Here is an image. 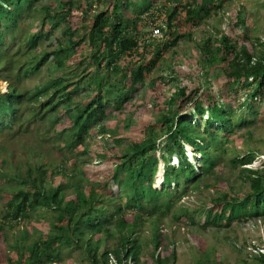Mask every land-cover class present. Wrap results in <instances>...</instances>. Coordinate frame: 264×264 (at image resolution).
<instances>
[{
  "label": "trees",
  "instance_id": "16d2710c",
  "mask_svg": "<svg viewBox=\"0 0 264 264\" xmlns=\"http://www.w3.org/2000/svg\"><path fill=\"white\" fill-rule=\"evenodd\" d=\"M38 1L0 0V79H9L13 72H17L16 77L23 75L24 78H30L39 73L50 58H53L55 68L64 70L71 58V48L75 49L79 43L74 42L75 32L70 28L65 32L69 34H64L70 36V46H65L60 38H55V48L51 51L39 45L48 41L50 48L51 39L58 27L55 21L68 23L75 9L73 0L61 1L59 13L52 11L48 6L40 7L44 15L41 28L43 29L48 21L53 25L50 31H39L36 34L26 31L24 40L18 36V30L26 22L22 15L38 11ZM127 1L128 4L131 3V0ZM227 1L229 0H191L184 4L183 0H171L170 7L162 4L160 9L154 7L153 3L134 18H127L117 6L114 13L97 14L87 37L96 49L94 58L99 66L104 61V67L109 72L126 73L124 86L117 94L114 92L115 86L107 87L110 86L109 82L103 77L91 81L90 84L96 86L95 92L88 86L92 94L91 99L77 105L73 102H76L74 99L79 87L63 90L60 92L62 95L53 100L49 97L48 84L37 86L36 91L29 93L27 98V93L20 92L17 85L11 83V94L5 104H0V120L4 124V127H0L1 130L4 129L2 133L14 131L19 117L16 103L17 106L22 103L21 99L25 96L27 101H33L36 105L29 115L28 122L35 121L33 114L44 121L52 120L51 115L58 111L60 105H65L68 108L65 115L66 112L70 114L71 128H68L64 146L57 145L65 158L61 165L53 166L58 176H62L64 180L57 182L53 187L45 188L40 184L42 177L48 174V167L51 165L49 160L45 159L48 166L34 162L27 164V178L20 174L22 168H17L10 162L7 166L5 160H0V173L4 174V177L0 175V184L8 180L20 187L25 186L12 190L1 203V239L6 241L5 228L13 229L25 224L34 215L40 214L36 220L45 224L44 233L40 232L39 238L36 239L21 231L15 242L10 245L8 254H2L0 250V264H54L64 259L63 254L69 252L71 255L77 251L82 253L81 264H148L142 260L140 241L134 237L146 221V216H156L157 221L169 217L173 213L175 202L180 200L178 191L189 186L199 188L203 181L217 178L218 170L225 166L222 164L223 159L228 154V146L237 137L236 134L254 126L258 121V105L264 101V39L256 38L257 44L253 43L241 12H238L228 31L218 34L215 38H207L200 46L204 58L199 64L198 79L189 81L190 83L184 79V84L171 94L167 112L162 113L157 122L150 124L149 137L129 143L120 156L114 157L112 163L99 162L98 165L91 166L93 162L89 160L81 164L85 173L91 171L93 176L96 172L93 168L115 165L118 170L112 168L109 176L103 173V177L94 180L96 182L84 185L82 183L85 179L78 177L79 169H82L76 164L78 160L73 164L74 174L70 176L64 164L71 163V157L78 149H84L90 130L97 128L100 135L109 131L104 122L109 105L114 102V109L120 111L133 99V93L145 85L150 72L165 52L170 51L180 39L187 36L186 32L181 33V30L198 28L205 20L219 13ZM125 2L120 1L121 5L126 6ZM148 11L151 12L152 21L165 14L162 20L165 26L162 29L164 38H154L150 33L148 38L146 34L140 41L142 16ZM29 15L31 17V14ZM233 28L243 30L242 34L236 38ZM187 38L193 39V36L188 34ZM16 39L21 41V45ZM82 39L84 41L86 38ZM10 42L13 46H8ZM15 46H22L17 54L12 53ZM17 56L25 58V61H20ZM136 56L141 58L139 62H133ZM124 61H128V64L120 69V64ZM201 72L210 81L209 86L204 89L199 84ZM51 81L52 87H56L55 93L60 87L61 90L67 88L62 76ZM240 93L245 95L246 100L238 109L246 106V114H237V109L229 105L226 99L231 94L236 97ZM48 98V104L53 109L46 108V104L41 103L42 99ZM10 115L12 117H9ZM57 117L59 118V115ZM130 125L127 123L125 127ZM158 131L161 133L158 134ZM163 136L164 153L161 158L164 160L166 172L162 189L157 190L153 188L158 163L155 155L159 148L157 141ZM70 137H73L72 141L69 140ZM116 142L122 144L124 140ZM187 145L194 149L196 162L201 165L199 169L186 157L184 149ZM84 153L92 155L94 150L85 148ZM107 153L106 147L104 154ZM256 153L250 151L244 157L238 155L231 161L234 168L240 167L238 178L248 190L244 194L234 196H231V192H226L213 199L212 204L205 206L202 229L219 230L230 227L235 222H252L257 225L258 222L264 221V164L252 167ZM173 155L179 158L178 167L170 165ZM38 156L43 157L40 152ZM99 156L101 155H96L97 158ZM16 170H19V174L15 173ZM105 179H109L108 182L104 183ZM114 185L120 189L119 198H101L98 195L97 187L98 190L101 189V195H105L104 192L109 190V187L111 190ZM211 185L213 184L206 183L205 188ZM68 190L73 192L67 194ZM122 200H125L123 205ZM128 211L132 212L130 217L127 216ZM187 215L184 213L179 216L175 213L174 220L179 222L181 216ZM188 220L194 223V217ZM155 230L153 263L168 264L175 261V252L170 256H163L162 249L166 246L161 240L157 226ZM115 235V248L104 245ZM255 251L258 264H264L263 250L255 246Z\"/></svg>",
  "mask_w": 264,
  "mask_h": 264
},
{
  "label": "rangeland",
  "instance_id": "374dc122",
  "mask_svg": "<svg viewBox=\"0 0 264 264\" xmlns=\"http://www.w3.org/2000/svg\"><path fill=\"white\" fill-rule=\"evenodd\" d=\"M61 1L67 2V0H39L38 3H36L37 8L39 9L38 11L36 10L22 15V19L26 20V22L22 28L18 30V36L24 40L26 31H30L29 34H36L39 31L42 33L50 31L53 28V25L48 21L43 29L41 28L44 15L43 12L40 11V7L48 6L52 11L59 13L61 9ZM120 1L121 0H73L75 9L73 10L72 16L69 17L70 19L68 23H59L57 20L55 21L58 23V27L55 30V35H53L51 39L52 45L50 48L48 47L50 43L48 41L39 44L41 48L51 51L55 48V40L60 38L63 44L68 47L70 46V36L64 34H69L65 32L71 28V30L75 32L73 37V40H75L74 42L79 43H77L75 49L71 48V58L67 62L66 68L64 70L55 68L54 60L53 58H50L49 62L43 65L40 72L36 75L30 78H23V75H21L20 81L18 82L15 72H13L9 80L17 85L20 91L29 93H34L36 87L41 84H48L50 87L49 97H52L53 100L58 98L61 91L79 87L80 89L78 93H76L77 96L74 99L77 103L73 102L76 105L91 99L90 97L92 94L90 89L94 90V92L97 89L96 86H92L90 83L96 78L103 77L105 81L109 82L110 86L107 87L110 88L114 85V92L116 94L119 93L122 86H124V75L126 73L109 72L107 68L104 67V61H102L100 66L95 62L94 51L96 49L89 42L90 38L87 37L92 30V25L95 21L94 17L102 12L114 13V9L117 6L119 11L123 12L127 18H134L140 11L153 3L154 7L159 9L162 4L170 7L169 3H171V0H131V3L128 4L129 1L125 0L126 6H124L123 4L121 5ZM183 2L186 4L191 2V0H183ZM238 12H241L245 21V27L251 36L253 43L257 44L255 40L256 38L264 39V0H229L224 3L223 8L219 13L205 20L198 28H192L191 30L188 28L182 29L181 33L186 32L187 36L188 34H191L193 39H189L185 36L180 39L170 51L165 52L163 57L160 58L154 69L150 72L145 85L139 87L138 91L133 93V99L127 102L123 109L120 111L115 110L114 108L116 104L114 102L109 105L107 111L108 115H106L104 121L105 126H107L109 131L100 135L97 128L90 130V135L87 138L84 149H78L71 157V163L64 164V168L68 169V176L73 174L72 166L75 161L78 160L76 164L79 168H82L79 169L78 177L80 179L87 178L94 182L92 172L88 171L85 173V170L83 169L84 166L81 165L82 162L92 160L93 164H96L95 162L97 161L112 163L115 160L114 157L116 158L117 156H120L129 143L139 142L143 140L144 137H149L150 124L157 122L158 117L162 113L167 112L169 108L168 101L171 94L184 84L185 81L189 82L198 79V71L200 69L199 64H201V61H203L204 58L200 51V46L207 38H215L218 34L228 31ZM29 14H31V17ZM150 14L151 12L148 11L142 16L143 19L140 27L143 28L141 29L140 41L143 40L146 34V38H148V35L152 31V26L155 23L161 22L162 19L165 18L164 13L160 16L156 14L158 16L157 19L152 21ZM233 29H235L233 34H235L236 38L242 34L243 30L241 31L238 28ZM83 37L86 38L84 41L82 39ZM16 42H20L21 45V41L16 39ZM8 46H13V43H8ZM20 48H22V46H15L12 53L17 54ZM257 51L258 49H256L255 52ZM18 58L20 61H25V58L23 57ZM134 58L133 62H139L141 59L138 58V56ZM127 64L128 61L122 62L120 64V69L125 68L124 66H127ZM172 71H175L178 74L176 75ZM200 74L199 84L204 89L209 86L210 81L209 78L207 79V77L202 75V72ZM60 76L63 77L64 84L67 88H62V90L55 93L56 87H52L51 80H56ZM3 84L4 83L0 81V93L6 90ZM49 99L50 98L46 99L45 102H48ZM226 99L228 100L229 105L235 108V110L237 109V114L247 113L245 110L246 106L242 109H238V106L243 104L246 100L243 93H240L239 96L236 97L231 94ZM34 107L35 106H32L31 104H25L22 106L20 114L22 116L24 115V120L28 118L29 112L32 111ZM58 108V111L51 115L52 120L49 119L47 122H37L40 119V117H37L35 120L36 125H34V128L30 129L29 136L21 135V138H10L8 137L9 135H3L0 137V152L2 145L4 144L6 146L10 141L8 155L5 153V156L8 157L7 166L10 161V164L15 165L17 168H22L20 174L24 178H27L25 173L27 169L26 163L34 162L35 164L46 166L47 162L45 159L50 161L51 165L48 167V174L46 177H42V180L40 181V184L45 188H50V186L53 187L57 182H63L62 180H64L62 176H58V173L53 166L63 160V153L58 149L57 145L60 144L63 147L67 142V131L68 128H71V118L69 117L70 114H67V112L65 115V111L68 109L67 106L60 105ZM258 110L260 115L257 116L258 121L256 124L238 132L234 142L228 146V154L224 157L222 163L225 166L218 170L217 178L214 177L207 181H203L199 188H190L189 186L183 187L182 191H178L180 200L175 202L173 213L170 214L169 217L157 221L158 218L156 216H146V221L140 226L139 230L134 235V237L138 238L140 241L142 252L141 258L143 261L148 264H154L152 261V253L154 251L153 237L155 236L156 231L155 226H157L158 229H160L161 240L166 246V248L162 249L163 256H170L172 252L176 253V260L171 261L168 264H258L255 259V246L259 247L263 250L262 252H264V221L258 222L257 225H253L252 222H235L230 227L219 230L214 228H208L205 230L201 228V226L204 225L205 217L203 212H205V206L212 204L213 199L226 192H231V196H234L236 194H244L248 190V187L243 185L238 178L240 167L234 168L231 161L238 155L244 157L248 152L255 151L257 153L252 167L256 168L264 164V101L258 105ZM58 115L59 118L57 117ZM204 119L206 120L207 117H204ZM127 123L131 125L125 127ZM18 126L19 124L15 127L17 128ZM160 133L158 131V134ZM39 136H42L43 139H40ZM32 138L34 139V142L35 139H39L38 144L41 150L37 145H31L33 141ZM72 138L73 137H70L69 140L72 141ZM14 139H17L18 141H12ZM121 139L124 140V143L119 144L116 142V140ZM163 139L164 136L157 141L159 148L155 155L158 158L157 176L155 175L154 178L155 181L161 173L165 178L166 170L164 160L162 161L161 158L164 153ZM106 147L108 148V153L104 154ZM85 148L88 150H94V153L92 155L85 154ZM186 148L188 155L192 157L194 149L188 146ZM38 152L43 156L41 159L36 156ZM2 153L3 150L1 154ZM97 154H100L101 156L97 158ZM193 161L199 169L201 165L197 164L194 158ZM172 163L177 166L178 160H172ZM116 167L117 166L115 165H108L93 168L96 170L94 175L103 177V173H107L109 176L110 169H117ZM8 170H10V167ZM15 173L19 174V170H16ZM0 175L4 177L3 173H0ZM108 180L109 179H105L103 182H108ZM4 181L0 184V206L2 201L6 199V196L9 195L12 190H18L19 188L25 187L12 184L8 182V180L7 182ZM86 183L87 180L86 182L83 181L82 184L85 185ZM206 183L213 185L209 188H205ZM156 186L159 187V184ZM156 186H154V188ZM72 192L73 191L68 190L67 194H71ZM123 202H125V200H122V205ZM175 213L179 216L184 213H187L188 215L181 216L180 221L176 222L174 220ZM130 215H132V212L128 211L127 216L130 217ZM38 216H40V214L34 215L25 224L18 225L13 229L5 228L6 241L2 240L0 236V250L2 254L6 255V253H9L10 245L15 242V239L19 236L21 231L29 234V237L32 239L39 238L40 232L44 233L43 229L45 224L43 221L37 222L36 218H38ZM190 217H194V223L188 220ZM38 227L40 228L39 232L37 231ZM116 239L117 237L115 235L114 238L107 241L104 245H107L108 248H115L117 242ZM158 252H160V249ZM67 253L63 254L64 259L61 262L54 264H81V252L77 251L71 253V255L69 252ZM85 264L87 263L85 262Z\"/></svg>",
  "mask_w": 264,
  "mask_h": 264
},
{
  "label": "clouds",
  "instance_id": "9594fccd",
  "mask_svg": "<svg viewBox=\"0 0 264 264\" xmlns=\"http://www.w3.org/2000/svg\"><path fill=\"white\" fill-rule=\"evenodd\" d=\"M15 74L17 75V72H15ZM18 76H20V75H18ZM21 77V76H20ZM20 77H16V79H17V81L19 82L20 81ZM24 78V77H23ZM29 78V77H28ZM0 81L2 82V83H4L3 85L5 86V89L6 90H4L2 93H0V104H5V102H6V99H7V97L11 94L10 92H11V83H13V82H11L9 79H0ZM6 84V85H5ZM61 88V87H60ZM60 88H58V90L60 91L61 89ZM19 90V89H18ZM20 92H22V91H20ZM62 92V91H61ZM22 93H27L28 95H27V98H28V96H29V92H22ZM60 95H62L61 93L58 95V98H59V96ZM27 98H26V96L24 97V99L22 98L21 100H22V103L20 102V103H18V106H17V103H16V107H18V114L20 115L19 117H18V123H16L15 124V126L17 125V124H19V126L16 128V127H14V131L13 132H7V133H2L1 131H3V130H1V128H0V137L1 136H3V135H9L8 137H10V138H21V135H26V136H29L30 135V133H29V131H30V129L31 128H34V125H36V121H34V122H32V123H30V122H28L29 121V115L31 114V111L29 112V114H28V118H26V120H24V115L22 116L21 114H20V112H21V109H22V106H24L25 104H31L32 106H35L36 107V105L34 104V103H31V102H33V101H27ZM15 100V99H14ZM45 100L46 99H42L41 100V103L42 104H46V108L47 107H50L49 109H53L49 104H48V102H45ZM57 100V99H56ZM16 101V100H15ZM39 105L40 104H38V107H39ZM33 110H34V108H33ZM32 110V111H33ZM42 110H44V108L42 109ZM2 112V109H1V107H0V113ZM57 112V111H56ZM55 112V113H56ZM32 116H34L35 117V120H36V118L38 117V116H35L34 114L32 115ZM9 117H12L11 115L9 116ZM22 119V120H21ZM37 122H47V121H44V120H42V119H39ZM1 126H3L4 127V124H3V122L0 120V127ZM18 129L20 130V131H18ZM2 133V134H1ZM7 137V138H8ZM39 138L41 139H43V137L41 136H39ZM32 143H31V145L32 146H34V145H37L38 146V148L40 149V146H39V144H38V142H39V139L37 138V139H35V142H34V139L32 138ZM12 141H18L17 139H14V140H12ZM9 143H10V141L8 142V144L5 146L4 144L2 145V149H1V152H2V150H3V153L1 154V152H0V160H5L6 161V165H7V163H8V157L7 156H5V153H7V155H8V146H9ZM188 147H191L190 145H187ZM186 146V147H187ZM185 147V149H184V152H185V155H186V157L188 158L189 157V161L191 162V163H193L194 164V161H193V158L195 159V155L192 153V157H190L189 155H188V151H187V148ZM41 150V149H40ZM63 153V152H62ZM41 154V153H40ZM36 156H37V158H40L39 156H38V154H36ZM198 156V155H197ZM42 158V157H41ZM40 158V159H41ZM62 158L64 159L65 158V156L63 155L62 156ZM101 158H104V157H101ZM176 159V161L178 160V163H177V166L174 164V163H172V160H175ZM196 160V159H195ZM38 161V160H37ZM63 161V160H62ZM62 161H60L59 163H57L55 166H57L58 164H60L61 165V163H62ZM162 161H163V159H162ZM10 162V161H9ZM100 161H97V162H95L96 164H93L92 163V165L91 166H96V165H98V163H99ZM172 163V164H171ZM26 164H29V162L28 163H26ZM53 165V164H52ZM165 165V164H164ZM170 165H174V166H176V167H178L179 166V158H178V156L177 155H173L172 157H171V161H170ZM29 166V165H28ZM27 167V166H26ZM163 170H164V167H163ZM79 173V172H78ZM73 174H74V172H73ZM72 175V174H71ZM157 176V175H156ZM92 178H93V180H95V179H100L99 178V176H92ZM85 180H84V182H86V180H87V183L89 182H91L92 183V181L91 180H89V179H87V178H84ZM160 179H161V181H160ZM163 181H164V176H162V173L160 174V176L158 177V179H156V181L154 180V185H153V188H154V186H156V185H158L159 184V187H155L154 189H157V190H161L162 189V184H163ZM94 182H96V181H94ZM93 182V183H94ZM98 182H100V181H98ZM158 184H157V183ZM86 183V184H87ZM99 187H97L96 188V190L98 189ZM100 190L101 189H99V190H97V192H99V196L101 197V198H106V196H108L109 198H119L120 197V189H119V187L117 186V185H114V186H112L111 187V190H110V187H109V190L107 189V191H105L104 193H105V195H101V192H100ZM114 196V197H113ZM119 200H121V198L119 199ZM162 219H164V218H162ZM159 231H160V229H159ZM111 259H112V257H111Z\"/></svg>",
  "mask_w": 264,
  "mask_h": 264
},
{
  "label": "built area",
  "instance_id": "2783aa9c",
  "mask_svg": "<svg viewBox=\"0 0 264 264\" xmlns=\"http://www.w3.org/2000/svg\"><path fill=\"white\" fill-rule=\"evenodd\" d=\"M163 20V19H162ZM152 24V23H151ZM164 24L163 22H159V23H155L152 26V31H151V35L154 38H163L164 37V32L162 31V29L164 28Z\"/></svg>",
  "mask_w": 264,
  "mask_h": 264
},
{
  "label": "bare ground",
  "instance_id": "6f19581e",
  "mask_svg": "<svg viewBox=\"0 0 264 264\" xmlns=\"http://www.w3.org/2000/svg\"><path fill=\"white\" fill-rule=\"evenodd\" d=\"M160 181H161V179H160Z\"/></svg>",
  "mask_w": 264,
  "mask_h": 264
}]
</instances>
